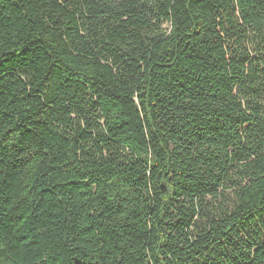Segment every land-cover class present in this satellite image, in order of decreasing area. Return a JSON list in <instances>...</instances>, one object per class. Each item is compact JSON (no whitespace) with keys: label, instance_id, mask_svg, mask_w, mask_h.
I'll return each instance as SVG.
<instances>
[{"label":"trees","instance_id":"1","mask_svg":"<svg viewBox=\"0 0 264 264\" xmlns=\"http://www.w3.org/2000/svg\"><path fill=\"white\" fill-rule=\"evenodd\" d=\"M0 264H264V0H0Z\"/></svg>","mask_w":264,"mask_h":264}]
</instances>
